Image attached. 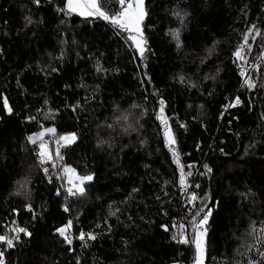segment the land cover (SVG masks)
<instances>
[{
	"label": "trees",
	"instance_id": "obj_1",
	"mask_svg": "<svg viewBox=\"0 0 264 264\" xmlns=\"http://www.w3.org/2000/svg\"><path fill=\"white\" fill-rule=\"evenodd\" d=\"M126 1L99 0L110 17ZM144 10L138 55L126 29L66 0H0V236L18 235L0 242L3 264H175L181 168L201 161L199 201L182 219L195 226L210 210L204 264H264V49L241 90L235 56L253 25L250 56L264 48V0H145ZM236 92L243 103L223 113ZM48 126L75 135L51 155L56 170L93 175L83 193L43 172V139L28 136ZM194 252L190 240L185 264Z\"/></svg>",
	"mask_w": 264,
	"mask_h": 264
},
{
	"label": "snow or ice",
	"instance_id": "obj_2",
	"mask_svg": "<svg viewBox=\"0 0 264 264\" xmlns=\"http://www.w3.org/2000/svg\"><path fill=\"white\" fill-rule=\"evenodd\" d=\"M35 2L37 4H39L40 0H35ZM125 3V0H120V4L123 6ZM67 8L69 11L72 12H76L79 11L81 15L84 16H99L102 17L103 19L106 20H110L111 23L118 25L120 28L126 29L128 31H135L137 33H139L142 36V31L140 29V24L144 18V9H143V0H136V4L135 7H133L132 4H128V6L126 8L123 9V11L121 13H119L118 15L115 16H109L106 12H104L102 10L101 7V3L99 2V0H67ZM29 23H31V20H28ZM255 29V26L253 25L252 28H250L248 30V34L250 35L253 30ZM256 35H260V33L257 31ZM135 39V38H133ZM244 45H241L240 48L237 49L235 55L237 58L242 59V51L245 45H247L248 40H247V36H245L244 38ZM138 48H140L141 51V55H143V48L141 47V41H137V45ZM249 86H253L252 84H249ZM6 103V101H5ZM236 103H239V99H237ZM10 111V109H9ZM47 131L49 132H54V129H48ZM42 135V134H41ZM168 136V141L169 144H175V139L174 137H172L171 132L169 130V132L167 133ZM31 139V138H30ZM62 140L65 141L66 144H70L73 143L76 139L75 135L73 134L71 137H61ZM35 142V141H33ZM42 149L44 148V146H41ZM46 155V151H42L41 152V156L42 158ZM58 155V153H57ZM175 155V153H174ZM48 159H51V156H48ZM43 162V160H42ZM177 163H179V158L177 157ZM54 166V165H53ZM207 167V166H205ZM45 171H47V169H45ZM65 171L71 172V173H75L74 169H65ZM181 171H183V169L181 168ZM209 171H211V169H209ZM189 175H191V173H189ZM77 179L80 181V184L82 185L85 181H91L93 179L92 176H84V177H77ZM184 183V177L183 175L181 176V184ZM84 189L83 187H78L76 189V191H73L72 189H69V195H76L77 192L79 193H83ZM195 196L192 197L193 200H195ZM30 208V206H29ZM67 210V209H65ZM201 211H204V209H201ZM210 214V210L208 212L205 213L203 219L200 221L201 226L207 224V220H208V215ZM68 227H71V222H69ZM13 231H16L18 233L22 232L25 233L27 235H31V233H28L26 229L24 228H19V229H13ZM58 232L61 236H65V239L67 240V236L65 235L66 233V228H61L58 229ZM206 233V230H205ZM205 233H200V238L197 241H194L197 244V249L198 251L202 254L203 253V244H204V240H203V236L205 235ZM81 240L85 239L84 234H81V236L79 237ZM89 239H95V236L89 234L88 235ZM18 239V235L14 236L12 238H8L6 236H0V242H4L8 245V247H13L14 246V240ZM185 243L187 242V240L184 241ZM68 243L71 244V240H68ZM3 256V252H0V257ZM0 264H3L2 259H0Z\"/></svg>",
	"mask_w": 264,
	"mask_h": 264
},
{
	"label": "built area",
	"instance_id": "obj_3",
	"mask_svg": "<svg viewBox=\"0 0 264 264\" xmlns=\"http://www.w3.org/2000/svg\"><path fill=\"white\" fill-rule=\"evenodd\" d=\"M125 7H127V4H125ZM250 28H252V27H249L248 30ZM248 30L244 34L242 42L239 44V46H237V49L240 48L241 45H244L245 36H247V40L249 42V36L250 35L248 34ZM247 45H248V43H247ZM247 45H245V46H247ZM237 49H236V51H237ZM262 50L260 49L254 55L253 58H251V59L249 58V60L247 61L246 64L244 63V61L243 62L241 61V60H244L243 58L245 55V47L243 48V51H242L243 58L239 59L236 57L237 61H239V63L237 64V72H238L237 74L239 75V78H240L239 87H238L239 90H241L242 89L241 87H243L244 83H246L248 81L249 73H250L251 69L258 63L257 59H259V56L262 53ZM237 99H239V103H236ZM241 101H242V98L238 95V92H236L234 95H232V97L230 99L225 101L224 111L225 112L228 111V109L232 105L242 104ZM159 105H162V106L164 105L163 100L159 101ZM186 164L188 165V170L185 171L186 172V183H185V185H183V184L181 185L182 186V189H181V197L182 198H180L181 203H180L179 211L177 212V214L173 218V220H175V225H173V227H174V231H173L174 240L173 241L176 242L177 251H178L177 259L175 261L176 264H185V260H184L185 248L187 247V244L192 237L189 234L188 227L184 224L181 212L183 210V207H185L186 203H196L197 202L198 199H196L197 197L192 194V189L194 188V186L196 184V180H198L199 177L204 175V170H205L203 161H201L200 163L199 162L198 163L188 162V163H185V165ZM189 173H191V175H189ZM58 176H59V174H58ZM181 176H182V174H181ZM58 178L60 179V177H58ZM193 196L196 197L195 200L192 199ZM204 215H203V217H204ZM195 231L198 232L200 235V233L204 232V226L203 225L201 226L200 223L195 225ZM185 240H187L186 243L184 242Z\"/></svg>",
	"mask_w": 264,
	"mask_h": 264
},
{
	"label": "rangeland",
	"instance_id": "obj_4",
	"mask_svg": "<svg viewBox=\"0 0 264 264\" xmlns=\"http://www.w3.org/2000/svg\"><path fill=\"white\" fill-rule=\"evenodd\" d=\"M126 4L128 6V4H132L133 7H135V4H136V0H128L126 1ZM66 8H67V0H66ZM126 8V7H124ZM123 8V9H124ZM143 9H145V0H143ZM121 12L123 10H120ZM120 12V13H121ZM75 13L80 14L79 11H76ZM144 13H145V10H144ZM119 14V13H118ZM84 15H82L83 17ZM143 22V20H142ZM140 29L142 31V23L140 24ZM125 30V29H124ZM127 37L131 40V44L134 48V51L140 55L141 54V51H140V48H138L136 45H137V41H141V47L144 49L145 48V43H144V38L137 32L135 31H128L127 30ZM135 38V39H133ZM263 49V47L261 48V50ZM144 52V51H143ZM256 54V53H255ZM250 59L254 57V55H251L249 56ZM260 58V56H259ZM249 60V59H248ZM247 60V61H248ZM258 60V59H257ZM237 61V60H236ZM244 61V60H243ZM251 61V60H250ZM250 75V74H249ZM249 78V77H248ZM161 107H163L162 105H160ZM161 117H163L161 115ZM48 129H54L55 128L53 126H48L47 128L45 127H42L40 128L39 130H36L34 131L32 134H30L28 137L31 138L32 141L36 140V139H43L42 142H41V145L40 147L43 145L44 148L42 149L41 147V152L42 151H46V155L44 156L47 161H48V156L50 155L51 156V159H50V162L48 165H46V167L43 169V172L47 175H49V172L52 171V168L56 171L55 172V175L54 176H59L62 180L65 181L66 185L68 186L69 189H72L73 191H76V189L78 187H83L84 188V184L85 181L82 185L80 184V181L77 179V177H84V176H92L91 173H89L88 175L87 174H81L79 173L77 170H75L74 166L70 165V164H65L63 166V168L60 170L59 167L57 168L56 170V167L58 166V164L56 163L57 160L53 159V155H51V149H54V150H57V145H61V144H66L64 140L61 139V137H71L72 136V132L70 133H64V134H61V136H54L55 135V131L54 132H49L47 131ZM169 130H171L170 128L167 127L165 134H166V138L168 140V136H167V133L169 132ZM171 132V135H172V131ZM42 134V135H41ZM173 137V135H172ZM169 142V141H168ZM54 165V166H53ZM45 169H47V171H45ZM65 169H74L75 170V173H71V172H68V171H65ZM186 170H188V165L186 164L184 167H183V171H182V175L184 177V183L183 185H185L186 183ZM54 172V171H52ZM89 182V181H88ZM180 183H181V180H180ZM182 185V184H181ZM180 185V186H181ZM61 228H66L67 229V225H64L63 227H60ZM194 241H197L199 238H200V235L198 232H196L195 236L193 237ZM204 238V237H203ZM204 240V239H203ZM194 248H195V259L193 261L192 264H204V253H200L197 249V244L194 242ZM203 252H204V244H203ZM176 264V263H175Z\"/></svg>",
	"mask_w": 264,
	"mask_h": 264
},
{
	"label": "bare ground",
	"instance_id": "obj_5",
	"mask_svg": "<svg viewBox=\"0 0 264 264\" xmlns=\"http://www.w3.org/2000/svg\"><path fill=\"white\" fill-rule=\"evenodd\" d=\"M264 49V48H263ZM245 84V83H244ZM243 87H244V85H243ZM242 88V87H241ZM243 103V102H242ZM232 107V106H231ZM230 107V108H231ZM229 108V109H230ZM228 109V110H229ZM227 112V111H226ZM223 113H224V107H223ZM223 113H222V115H223ZM197 163V162H196ZM204 163V162H203ZM204 167H205V164H204ZM182 174V173H181ZM57 177V176H56ZM200 178V177H199ZM198 181H199V179L198 180H196V184H195V186H194V188L192 189V194L193 195H195L197 198H198V196H197V194H196V192H195V188H198ZM181 189H182V186H181ZM182 198V197H181ZM196 198V199H197ZM199 200H197V202H198ZM181 202V201H180ZM188 204H195V203H186V205H185V207H183V210L186 208V206L188 205ZM183 210H182V212L181 213H183ZM205 214V213H204ZM203 214V215H204ZM183 221H184V219H183ZM174 223H175V221H174ZM184 224L188 227V231H189V234H190V232H191V229H194L195 228V226L194 225H192V226H189V225H187L186 223H185V221H184ZM175 225V224H174ZM173 231H174V229H173ZM173 240H174V238H173Z\"/></svg>",
	"mask_w": 264,
	"mask_h": 264
},
{
	"label": "water",
	"instance_id": "obj_6",
	"mask_svg": "<svg viewBox=\"0 0 264 264\" xmlns=\"http://www.w3.org/2000/svg\"><path fill=\"white\" fill-rule=\"evenodd\" d=\"M259 30H260V26H258V27L255 29V31L253 32L252 40H251L250 45H248L249 49H248L247 55H246L245 60H244V63H245V64L247 63V60L249 59V56H250V54H251L252 46H253V43H254L255 38H256V36H257V35H256V32H257V31L259 32ZM248 82H249V84H251V78H250V76H249V78H248ZM192 239H193V238L191 237L190 240L193 241Z\"/></svg>",
	"mask_w": 264,
	"mask_h": 264
}]
</instances>
